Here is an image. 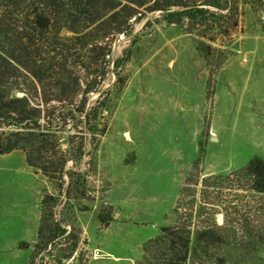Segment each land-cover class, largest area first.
Instances as JSON below:
<instances>
[{
  "label": "rangeland",
  "instance_id": "374dc122",
  "mask_svg": "<svg viewBox=\"0 0 264 264\" xmlns=\"http://www.w3.org/2000/svg\"><path fill=\"white\" fill-rule=\"evenodd\" d=\"M239 9L238 28L214 43L199 33L216 31L189 33L160 13L118 35L111 66L126 61L88 96V108L106 101L91 127L0 126V264H136L178 201L200 210L212 193L219 225L239 200L243 213L264 208L234 175L264 162V0ZM237 241L217 251L224 264H264V241Z\"/></svg>",
  "mask_w": 264,
  "mask_h": 264
},
{
  "label": "trees",
  "instance_id": "16d2710c",
  "mask_svg": "<svg viewBox=\"0 0 264 264\" xmlns=\"http://www.w3.org/2000/svg\"><path fill=\"white\" fill-rule=\"evenodd\" d=\"M155 13L169 25L186 23L189 33L195 27L216 31L207 38L199 33L209 43L217 35L230 37L240 17L239 0H0V126L91 127L102 118L106 101L100 95L88 108V96L103 87L111 67L117 70L126 61L118 58L111 66L114 39L129 35L135 23ZM241 174L247 177L245 194L264 195V162L250 161L234 173ZM211 194L203 196L200 210L191 201L187 208L178 201L175 223L146 241L136 264H224L217 251L225 240L264 241V208L243 213L248 201L239 200L236 219L224 215L219 225L216 216L222 213ZM99 223L108 226L100 216Z\"/></svg>",
  "mask_w": 264,
  "mask_h": 264
}]
</instances>
